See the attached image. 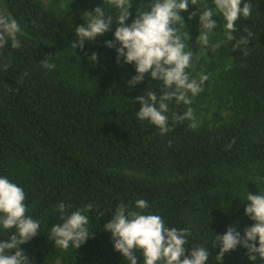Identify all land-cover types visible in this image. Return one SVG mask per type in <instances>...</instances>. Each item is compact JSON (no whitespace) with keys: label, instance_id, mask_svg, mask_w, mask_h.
Returning <instances> with one entry per match:
<instances>
[{"label":"trees","instance_id":"obj_1","mask_svg":"<svg viewBox=\"0 0 264 264\" xmlns=\"http://www.w3.org/2000/svg\"><path fill=\"white\" fill-rule=\"evenodd\" d=\"M78 1L90 11L103 7V0ZM147 3L132 0L127 23ZM250 3L252 14L236 22L235 39L221 44L232 58L229 120L213 128L174 122L172 114L188 106L173 101L170 131L161 135L134 115L140 107L135 98L146 89L161 92V84L147 74L135 86L127 83L136 74L134 64L118 61L115 48L106 46L115 21L109 32L75 48L83 19H70L42 0H0V11L15 17L22 30L20 48L9 41L0 49V175L24 189L27 214L41 222L42 231L20 246L32 264H128L103 225L118 205L135 209L137 199L147 200V211L167 226L190 229L188 251L208 245L210 259L219 251L215 234L237 225L243 233L253 223L242 201L247 190L264 191V0ZM104 8L115 11L107 0ZM181 15L187 42L200 24L199 6ZM241 37L248 43L237 47ZM92 53L98 60L89 61ZM42 60L55 68H44ZM60 202L71 205L69 211L92 205L94 235L67 252L47 236L60 222ZM223 264L252 262L238 247L225 253Z\"/></svg>","mask_w":264,"mask_h":264},{"label":"clouds","instance_id":"obj_2","mask_svg":"<svg viewBox=\"0 0 264 264\" xmlns=\"http://www.w3.org/2000/svg\"><path fill=\"white\" fill-rule=\"evenodd\" d=\"M107 4L115 10L112 14L105 11L104 0L103 7L82 14L83 23L76 27L78 39L75 48H83L86 41H94L109 32L115 21L117 26L112 34L113 39L106 41V46L115 48L118 61L123 58L124 63L134 64L136 74L127 83L135 86L147 74L150 80L161 84V92L146 89L135 98L140 107L134 114L137 120L153 125L161 135L170 131V103L191 105L208 79L204 73L198 79L193 78L187 71L193 65L194 56L197 59L201 55L206 56V46L212 50L225 41L234 40L236 22L252 14L250 0H212V8L208 7V0H148L146 6L141 5L131 23H127L131 17L132 0H107ZM190 6H199L201 31L198 38L202 48L199 53L193 52L188 44L189 39L186 42L185 34L180 30L186 26L181 13ZM196 15L197 11L194 10L188 18ZM217 15L223 18L225 40L213 46L210 36L217 29V19H213ZM21 31L15 17L0 11V49L5 48L9 41L13 48H20L18 34ZM247 43L248 37H241L236 46ZM88 59L90 62L96 61L98 54L92 53ZM42 63L48 70L55 68L46 60H42ZM171 119L174 122L188 120L190 127L197 126L191 107L182 114L173 113ZM25 201L24 189L7 175H0V234H9L7 239H0V264H32V259L20 246L42 230L41 222L27 214ZM242 203L245 215L253 223L245 227L243 233L237 225L229 226L223 234H215L214 241L219 243V251L212 259L208 245H196L188 251L190 229L167 226L162 216L147 211L150 205L145 199H137L135 209L123 203L118 205L103 225V230L111 233L113 249L128 264H141L136 253L142 255V264H213V260L216 264H223L225 253L238 247L247 250L252 264L258 260L264 264V191L253 194L247 190ZM70 208L71 205L64 202L56 206L60 222L52 224L47 235L55 247L65 252L79 248L94 235L88 215L92 205L72 211H69Z\"/></svg>","mask_w":264,"mask_h":264},{"label":"rangeland","instance_id":"obj_3","mask_svg":"<svg viewBox=\"0 0 264 264\" xmlns=\"http://www.w3.org/2000/svg\"><path fill=\"white\" fill-rule=\"evenodd\" d=\"M46 7L54 9L70 19L81 18L84 12H90L87 6H81L78 0H42ZM4 7V4H3ZM208 7L212 8V2H208ZM217 19V29L210 36V44L223 41L224 28L223 18L219 15L213 17ZM201 25L197 24L189 33L188 43L193 52L202 51L199 44ZM206 56H194V62L190 69L191 77L199 78L200 74H207L208 79L202 85V92L193 98L191 107L196 117L197 128L208 126L217 127L229 120L231 112L230 85L227 80L228 71L232 65V58L228 57L221 49L206 46ZM57 264H60L58 261Z\"/></svg>","mask_w":264,"mask_h":264}]
</instances>
